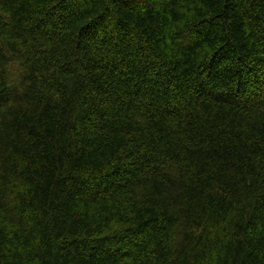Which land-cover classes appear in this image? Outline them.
Instances as JSON below:
<instances>
[{
  "label": "trees",
  "instance_id": "1",
  "mask_svg": "<svg viewBox=\"0 0 264 264\" xmlns=\"http://www.w3.org/2000/svg\"><path fill=\"white\" fill-rule=\"evenodd\" d=\"M0 264H264V0H0Z\"/></svg>",
  "mask_w": 264,
  "mask_h": 264
}]
</instances>
